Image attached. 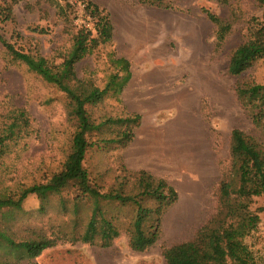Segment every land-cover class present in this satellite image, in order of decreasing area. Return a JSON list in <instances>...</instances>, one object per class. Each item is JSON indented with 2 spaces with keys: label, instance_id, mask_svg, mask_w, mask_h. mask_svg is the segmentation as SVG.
<instances>
[{
  "label": "rangeland",
  "instance_id": "374dc122",
  "mask_svg": "<svg viewBox=\"0 0 264 264\" xmlns=\"http://www.w3.org/2000/svg\"><path fill=\"white\" fill-rule=\"evenodd\" d=\"M87 2L109 15L112 39L76 64V78L102 89L115 71L111 56L130 66L119 100L107 95L89 112L94 120L130 114L140 120L125 146L90 149L84 167L102 176L105 189L123 167L144 170L165 179L178 199L163 214L159 239L144 252L131 251L122 234L108 248L62 238L29 259L0 237V264H166L162 251L192 240L215 210L218 183L229 169L231 131L264 143V130L253 127L235 94L238 83L264 84V59L238 77L227 73L232 50L247 39L251 18L261 15L253 0H0L11 12L10 20L0 22L1 195L16 196L60 170L75 126L66 95L14 60L2 41L58 65L80 27L95 35L84 10ZM203 10L231 26L219 48L216 27ZM73 193L62 192L64 207L52 197L42 211L29 195L20 210L0 209V233L15 243L69 233ZM261 204L255 198L251 209ZM258 217L244 242L255 264H264V212Z\"/></svg>",
  "mask_w": 264,
  "mask_h": 264
},
{
  "label": "trees",
  "instance_id": "16d2710c",
  "mask_svg": "<svg viewBox=\"0 0 264 264\" xmlns=\"http://www.w3.org/2000/svg\"><path fill=\"white\" fill-rule=\"evenodd\" d=\"M253 1L261 9V15L251 18L247 39L229 56L227 73L232 77L240 76L264 59V0ZM84 10L94 22L95 35L90 29L80 27L72 38L71 49L58 65L23 53L2 41L14 60L23 63L66 95L75 125L69 152L60 170L44 182L22 187L16 196L0 194V209L20 210L23 201L34 195L40 202V210L44 211V205L52 197L60 198L59 202L64 207L66 201L62 199V192L67 189L74 191L69 233L20 243L0 233L10 248L19 249L29 259L38 257L62 238L73 243L108 248L122 234L127 236L131 251L144 252L159 239L163 214L178 199L176 190L165 179L144 170L123 167L121 175L105 189L99 182L102 176H93L84 167L90 149L125 146L131 140L132 126L138 125L140 120L138 114H130L126 118H92L90 107L100 104L107 95L119 100L130 79V66L126 59L111 56L115 71L102 89L92 81L76 78V64L100 45L111 41L113 32L109 15L103 9L87 2ZM203 12L216 27L215 46L219 48L231 26L211 13ZM10 19V8L0 7V22ZM235 94L240 105L249 113L253 127L264 130V84L238 83ZM115 129L121 131L114 135ZM229 159V169L217 186L213 214L198 228L192 240L162 251L166 264H255L244 239L256 229L258 211L264 212V143L242 130L233 129L229 136ZM255 198H261L262 204L252 210ZM84 209L88 210L85 216L82 214Z\"/></svg>",
  "mask_w": 264,
  "mask_h": 264
}]
</instances>
